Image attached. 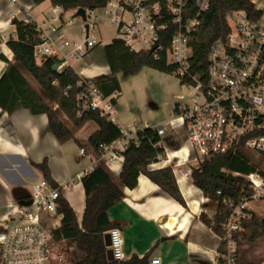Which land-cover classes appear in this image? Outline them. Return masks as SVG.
<instances>
[{
    "label": "built area",
    "instance_id": "1",
    "mask_svg": "<svg viewBox=\"0 0 264 264\" xmlns=\"http://www.w3.org/2000/svg\"><path fill=\"white\" fill-rule=\"evenodd\" d=\"M30 9L18 10L12 19L21 15L18 21L34 23L40 43L34 46L33 56L35 60L39 56L55 58L58 61L56 71L66 67L72 69L71 59L79 61L101 45L100 41L90 37L94 28L92 21L98 14L114 27L117 39L129 50L150 51L156 59L165 54L172 76L184 91L173 105L172 119L167 123L170 131L181 129L185 134V146L173 152L178 153L174 158L175 173L179 164H189L183 173L189 178L191 168H196L205 158L250 156L259 160L264 156L262 17L251 19L244 12L226 15L229 32L223 40H217L210 46L203 78L193 73L191 39L200 26L201 17L209 9V0H107L98 11L85 10V21L82 22L87 31L83 26L86 36L82 43L66 38L63 32L65 25L60 17L37 22L32 19ZM77 87L80 88L76 97L77 118L94 113L99 118L114 120L118 92L105 97L85 79H81ZM153 128L160 138L165 136L162 125ZM138 131L133 128L121 130L123 136L120 139L99 146L96 160L85 172L98 165L109 168L114 163L123 162V152L128 145H137L135 136ZM183 148L186 153H180ZM84 154L80 149V156ZM168 159L166 155L165 160ZM261 162L259 169L247 175L218 168V176L247 187L252 194L238 203L223 199L230 213L222 225V235L216 236L215 264H239L237 241L242 231L241 222L247 217L245 210L251 201L264 198V159ZM80 176L75 178L79 180ZM63 188H54L44 178L40 179L32 186L28 198L18 203L14 212L0 222V264H64L66 257L58 250L59 243L53 238V231L60 223L51 224V219H61L57 214V202ZM107 234L113 260L123 261L119 229L113 228ZM219 248L222 252L218 251ZM158 260L151 258L149 264H160Z\"/></svg>",
    "mask_w": 264,
    "mask_h": 264
},
{
    "label": "trees",
    "instance_id": "2",
    "mask_svg": "<svg viewBox=\"0 0 264 264\" xmlns=\"http://www.w3.org/2000/svg\"><path fill=\"white\" fill-rule=\"evenodd\" d=\"M30 1L34 6L49 1L53 8L62 9L63 12L79 8L98 11L107 2V0ZM230 12H244L255 20L263 16L250 0H209V9L201 17L200 26L191 39L194 74L204 78L210 46L217 40H223L229 32L226 15ZM10 24L15 29V39H7L5 46L13 55L14 62L10 63L0 54V60L6 63V69L0 76V108L11 114L19 104L32 115H45L47 129L58 143L74 140L78 147L81 144L74 139V131L82 129L87 123H92L96 130L87 138L86 144L89 153L94 156L98 155L99 146L109 145L120 139L123 134L115 123L99 118L94 113L86 114L82 118L76 117V97L80 92L77 84L81 78L69 67L55 71L53 68L58 64L55 58L46 57L40 64L36 63L33 48L40 43V40L34 23H24L13 18ZM104 56L109 73L85 81L92 83L105 97L119 92L118 76L127 78L136 75L142 68L172 75V68L166 63L164 53L156 59L154 53L150 51L129 50L126 44L118 39H113L104 46ZM20 70L28 74L44 91L49 102H45L29 85ZM54 106L56 109L53 110ZM135 140L137 145L130 143L123 152L119 177H113L107 168L98 165L80 179L85 196V208L80 225L68 203L62 197L59 198L57 214L62 219L58 228L53 231V238L66 252L65 264H149L148 255L141 260L137 257L128 261L107 259L108 246L104 240L109 230L119 228V223L108 220V210L122 201L124 189L131 190L136 187L139 176L146 177L162 192L168 194L167 196L174 203L187 209L171 168L148 170L151 164L166 159L156 129L145 128L138 131ZM263 159L264 156L259 160H254L250 156L213 157L205 158L196 168H191L190 182L202 193L206 205L209 203L215 205L211 219L205 215V212L199 215V221L214 235H222V225L230 213V209L223 204V199L238 203L252 194L247 187L218 176V168L247 175L259 169ZM33 166L41 173L42 179L44 178L52 187H56L50 180L46 161ZM245 213L247 217L241 222L242 231L237 241L239 264L254 262L253 247L264 241V217H259L247 209ZM218 251L222 252V248ZM258 261L260 259L256 262Z\"/></svg>",
    "mask_w": 264,
    "mask_h": 264
},
{
    "label": "crops",
    "instance_id": "3",
    "mask_svg": "<svg viewBox=\"0 0 264 264\" xmlns=\"http://www.w3.org/2000/svg\"><path fill=\"white\" fill-rule=\"evenodd\" d=\"M21 1L12 3L10 0H0V36L3 38L0 54L10 63L14 62V57L5 42L9 38L15 39V29L10 24L12 15L25 8L23 3L34 6L30 0ZM262 1L250 0L264 20ZM21 18V15H17L18 20ZM5 69L6 63L0 60V76ZM20 72L26 79L24 71ZM108 73L106 63L98 72L87 75L91 79ZM175 83L172 75L149 68H142L136 75L127 78L118 76L119 92L112 122L121 130L133 128L139 131L153 128L165 120L167 124L172 119L168 116L172 115L173 105L179 96L175 92ZM158 91L164 98L156 102L154 96ZM81 130L83 134L78 136ZM95 130V125L87 123L82 129L74 131V139L81 144L80 147L74 140L60 144L48 131L45 115H32L19 104L11 114L0 108V222L14 212L18 203L28 198L32 186L42 179L41 173L33 165L46 161L51 182L64 187L60 191L61 197L71 207L80 225L85 196L80 179L75 177L81 175L82 178L94 160L86 140ZM167 132V139L162 137L161 145L169 159L151 164L148 170L170 167L187 209L174 203L168 194L146 177L139 176L136 187L124 189L122 201L108 210V220L119 223L124 261L133 257L141 260L148 255L149 261L158 258L160 264L216 263V235L199 221L200 213L205 212L206 208L203 195L192 185L190 178L183 176L182 168L175 166L177 173L173 171L176 161L172 159V154L185 146V134L181 129H167ZM182 134L184 140L179 141ZM80 149H84V156H80ZM182 151L186 153L184 148ZM121 167L122 162H118L107 170L117 178ZM213 215L214 211L208 218L211 219ZM208 233L209 240L206 238Z\"/></svg>",
    "mask_w": 264,
    "mask_h": 264
},
{
    "label": "rangeland",
    "instance_id": "4",
    "mask_svg": "<svg viewBox=\"0 0 264 264\" xmlns=\"http://www.w3.org/2000/svg\"><path fill=\"white\" fill-rule=\"evenodd\" d=\"M18 1L22 2L21 0H18ZM261 4H262V12L264 13V0L262 1ZM23 5L25 8L31 7L30 15H31L32 19L36 20L37 22H41L43 20H48L51 17H60L62 19V21L64 22V25H65V26H63V32H64L66 38L73 41V42H81L82 43L84 37L86 36L85 31L83 29L84 24H83L82 20L80 18L74 16V14H75L74 10L75 9L72 11L63 12L62 10H58L56 8H53L51 6V4L49 3V1H45L38 6H28L25 3H23ZM17 10H18V8H17ZM97 16L98 17L93 19V21H92L94 28H93L92 33L90 34V37L95 38L98 41H100L101 45L94 48L93 49L94 51L91 50L88 53V57H84L83 59H81L79 61H76V59L70 60V64H71L73 71H75V73L77 75H79V77L81 79L90 78V75L94 74L95 72H98L100 69H102L103 66L106 65V60H105V56H104V46L109 44L113 39L118 38L116 31L113 29L114 27H111L108 24L107 20L102 15L98 14ZM261 22H264V20L262 19ZM2 40H3V38H1V36H0V42H2ZM42 59H45V58L39 56L36 59V63L40 64ZM23 73H24L29 85L34 88V90L41 96V98L45 102H49L44 91H42L37 86V84L33 81V79L28 74H26L25 72H23ZM87 74H90V75H87ZM172 77L176 81L175 92L178 93V95H183L184 91L180 88L178 80L174 76H172ZM163 98H164L163 94H161L159 91H158L157 95L154 96V100L156 102L162 100ZM176 102L177 101L175 100V103ZM168 118H172V115L170 114L168 116ZM149 124H153V123H149ZM160 124L165 129L164 139H167L168 132H167L166 120L162 121V123H160ZM160 124H157L155 126H159ZM82 134H83L82 130L77 133L78 136H82ZM179 137H180L179 141L184 140L183 134L179 135ZM95 158H96V156H94V159ZM179 165L180 166H178V167L182 168V170H183L182 172L184 173L186 166H188L189 164H186V165L185 164H179ZM217 172H218V170H217ZM214 208H215V205L210 204V203L207 204L206 208H205V215L206 216H210V215L212 216ZM247 209L251 210L253 213H256V215L259 217H264V199H257V200L251 201L248 204ZM59 223H60V220L58 218L51 219L52 225H58ZM206 238L207 239L209 238V233L206 234ZM244 249H246V248H244ZM58 250L63 252L65 257H66V252L64 251L63 247H61L59 245ZM252 257H254L255 259L253 260L254 262H252L251 264H264V241H262V243H258L257 247H253ZM259 259H260V261L256 262ZM65 263H66V261L64 262V264ZM205 264H207V263H205ZM211 264H215V263L212 262Z\"/></svg>",
    "mask_w": 264,
    "mask_h": 264
},
{
    "label": "water",
    "instance_id": "5",
    "mask_svg": "<svg viewBox=\"0 0 264 264\" xmlns=\"http://www.w3.org/2000/svg\"><path fill=\"white\" fill-rule=\"evenodd\" d=\"M74 16L75 17H80L82 21H85V10L84 9L82 10L81 8L77 9V11L74 14ZM84 29H85V31H87V26H84ZM153 50L154 49H152V51ZM53 69L56 71L57 67L55 66ZM104 240H105L106 246L109 247L110 246V241H109V235L108 234L105 235ZM107 259L113 260L110 250H108V252H107Z\"/></svg>",
    "mask_w": 264,
    "mask_h": 264
},
{
    "label": "bare ground",
    "instance_id": "6",
    "mask_svg": "<svg viewBox=\"0 0 264 264\" xmlns=\"http://www.w3.org/2000/svg\"><path fill=\"white\" fill-rule=\"evenodd\" d=\"M181 152H182V150L180 151V153H181ZM172 156H173L172 159H173V158H176V156H178V153H177V154L173 153ZM181 159H182V158H181Z\"/></svg>",
    "mask_w": 264,
    "mask_h": 264
}]
</instances>
